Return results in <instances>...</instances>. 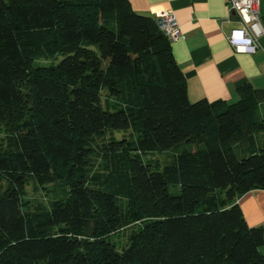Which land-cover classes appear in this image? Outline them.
<instances>
[{"label": "trees", "instance_id": "16d2710c", "mask_svg": "<svg viewBox=\"0 0 264 264\" xmlns=\"http://www.w3.org/2000/svg\"><path fill=\"white\" fill-rule=\"evenodd\" d=\"M0 125V264H264L236 203L264 190V89L190 102L128 0H0ZM171 149L161 171L144 160ZM29 182L68 194L29 213ZM139 221L118 251L109 234Z\"/></svg>", "mask_w": 264, "mask_h": 264}, {"label": "crops", "instance_id": "0c3cea01", "mask_svg": "<svg viewBox=\"0 0 264 264\" xmlns=\"http://www.w3.org/2000/svg\"><path fill=\"white\" fill-rule=\"evenodd\" d=\"M140 15L155 17L173 13L179 24L180 38L171 43L174 59L180 67L190 102L200 99L232 103L238 89L249 84L264 89V0H259L262 34L255 54H237L229 46L227 35L239 25L237 15L228 12L227 0H128ZM244 220L249 227L264 230V190L249 191L239 198ZM264 255V245L261 248Z\"/></svg>", "mask_w": 264, "mask_h": 264}, {"label": "rangeland", "instance_id": "374dc122", "mask_svg": "<svg viewBox=\"0 0 264 264\" xmlns=\"http://www.w3.org/2000/svg\"><path fill=\"white\" fill-rule=\"evenodd\" d=\"M63 58L62 55H58L56 59L54 60H38L35 62V65H43L47 66L50 64H57L61 59ZM103 103L107 104V99L105 93H102L101 98ZM130 132H117V131H105L104 135L101 138H97L96 142L98 145H101L102 143H105L110 136L120 140L123 137L128 138L130 136ZM8 140V135L6 131L4 130V127L0 125V149L4 148L6 146ZM176 154L175 149H171L165 152H155L146 155L144 160H149L151 163L158 166L159 171L163 169L164 166L171 163L174 156ZM26 196H25V205L26 210L29 213L46 210L49 209L51 204L61 198H65L68 194V189L65 184L62 182H58L53 185H49L46 188H41L38 186H35L31 182L28 183L26 187ZM180 193V187H170V194L173 196L178 195ZM142 224V221L133 223L129 225L128 227L118 229L117 231L109 234V239L111 242H113L118 251L121 250V247H123L127 241V237L130 234L131 231L136 230L139 228Z\"/></svg>", "mask_w": 264, "mask_h": 264}, {"label": "built area", "instance_id": "2783aa9c", "mask_svg": "<svg viewBox=\"0 0 264 264\" xmlns=\"http://www.w3.org/2000/svg\"><path fill=\"white\" fill-rule=\"evenodd\" d=\"M229 13L237 15L239 25L230 29L227 42L237 54H255L258 50V37L263 30L260 25L259 0H227ZM159 29L172 43L180 38L177 19L173 13L157 14Z\"/></svg>", "mask_w": 264, "mask_h": 264}]
</instances>
